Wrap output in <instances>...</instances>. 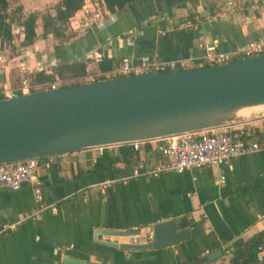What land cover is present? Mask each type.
Wrapping results in <instances>:
<instances>
[{
  "label": "crops",
  "instance_id": "0c3cea01",
  "mask_svg": "<svg viewBox=\"0 0 264 264\" xmlns=\"http://www.w3.org/2000/svg\"><path fill=\"white\" fill-rule=\"evenodd\" d=\"M56 1L9 0V7L21 4L27 12ZM224 1L130 0L116 12L105 10L93 26L83 28L85 10H97L96 0H85L71 16L76 34L68 40H55L50 34L43 37L38 26L35 41L21 46L22 35L13 32L5 50L8 55L0 61V87L18 86L23 76L29 78L55 60L83 58L85 72L75 77H84L100 69L102 51L118 59L128 55L135 60H198L205 44L229 50L264 35V2L235 7L224 18L220 15ZM200 5L202 14L214 16L200 29L165 27L167 20L157 19H182ZM15 24L19 23H13V30ZM248 123L256 132L264 130V116ZM137 154L149 165L162 160L150 144ZM131 166L118 144L53 153L52 160L40 164L36 173L44 201L54 203L55 209L1 232L0 264H66L62 261L65 254L100 264H196L205 258L206 249L211 252L223 245L232 249L264 229V148L200 168L118 178L128 175ZM221 175L224 178L219 180ZM106 178L115 180L103 189L90 187ZM34 206L29 183L17 189L0 186V225L19 219ZM175 217L181 218L180 226L189 228V235L175 244L122 249L93 241V231L101 227L129 229ZM96 237L118 242L129 239L103 233ZM207 264L226 261L220 255ZM249 264L261 263L253 258Z\"/></svg>",
  "mask_w": 264,
  "mask_h": 264
},
{
  "label": "water",
  "instance_id": "95a60500",
  "mask_svg": "<svg viewBox=\"0 0 264 264\" xmlns=\"http://www.w3.org/2000/svg\"><path fill=\"white\" fill-rule=\"evenodd\" d=\"M264 53L219 64L102 77L0 97V162L92 146L121 144L264 115ZM180 217L155 222L148 242L99 239L137 228H98L93 241L122 249L157 248L189 235ZM217 248L196 264L220 257ZM66 264H100L65 254Z\"/></svg>",
  "mask_w": 264,
  "mask_h": 264
},
{
  "label": "built area",
  "instance_id": "2783aa9c",
  "mask_svg": "<svg viewBox=\"0 0 264 264\" xmlns=\"http://www.w3.org/2000/svg\"><path fill=\"white\" fill-rule=\"evenodd\" d=\"M260 2H264V0H225L224 10L220 12V15L225 18L233 12L235 7H243L246 4L257 5ZM201 10L202 7L200 5L196 7L193 16H186L182 19L160 16L157 19H166L167 25L165 27L200 29L205 21L214 18L213 15L202 14ZM101 16L102 14L98 8L97 10L87 8L82 16V27L88 28L93 26ZM13 32L23 36V26L20 23L15 24L14 30L12 28V33ZM9 47L10 43L6 41L1 42L0 61H3L8 55L5 50ZM261 53H264V35L249 39L243 45L229 50H220L213 43L205 44L204 53L198 60L188 58L156 60L147 57L135 60L128 55H122L118 62L111 68L105 70L96 69L92 72L89 71L84 77L86 80H93L95 78L131 75L149 71L185 69L201 66L204 63H209L211 65L219 64L236 58ZM53 62L54 61L50 64ZM64 79L66 78L55 77L48 81L31 82L27 76H23L18 86L0 87V97L12 96L40 88L58 87L61 86ZM255 118L154 138L136 139L124 142L132 146L135 154L130 173L118 178L125 179L135 176L147 177L158 175L161 171L165 170L183 171L185 169L200 168L202 166L220 163L234 156L263 149L264 130L262 132H256L248 123L249 120ZM148 144L152 145L162 156V160L154 165L147 164L137 154L139 149L145 148ZM52 156L53 153L39 156H27L0 162V186L17 189L23 183H29L35 201V206L26 211L19 219L2 223L0 225V233L6 230L16 229L24 219H32L33 221L38 220L42 212L46 209H55L54 203H47L44 201L41 183L36 173L38 166L40 164H48L52 160ZM223 178L224 175H221L219 180ZM114 180L115 179L112 178H106L90 184V187L93 189H103L110 186ZM153 225L154 222H148L144 225L134 227L137 228L138 231L127 236L129 237L128 242L139 243L151 241L154 236ZM222 249L223 253L221 255H223L226 264H247L242 260L233 259L230 248L223 245ZM206 253H209L208 249L205 250V254ZM255 258L258 262L264 264V235L256 246Z\"/></svg>",
  "mask_w": 264,
  "mask_h": 264
},
{
  "label": "trees",
  "instance_id": "16d2710c",
  "mask_svg": "<svg viewBox=\"0 0 264 264\" xmlns=\"http://www.w3.org/2000/svg\"><path fill=\"white\" fill-rule=\"evenodd\" d=\"M130 0H96V5L101 14L102 12H116L122 9ZM85 0H57L51 6L42 10H31L24 12L21 4L9 7V0H0V44L2 41L12 42V25L15 22L23 26V36L19 40L21 46L32 44L38 37L36 28L40 26L41 34L45 37L51 34L58 40H68L76 34L71 22V16L83 6ZM194 14H189L193 16ZM118 58L108 55L102 51L101 58L98 61V67L101 70L109 69L118 62ZM211 65L204 63L201 66ZM85 72V61L83 58H72L70 60H55L52 64L41 67L30 73L31 82H42L52 80L55 77L66 78L81 75ZM96 79V78H95ZM62 83L61 86L79 83ZM119 151L127 162H133L135 151L128 143H121ZM264 229L254 234L245 242L231 249L233 259L242 260L249 264L251 259H256V246L262 240Z\"/></svg>",
  "mask_w": 264,
  "mask_h": 264
},
{
  "label": "rangeland",
  "instance_id": "374dc122",
  "mask_svg": "<svg viewBox=\"0 0 264 264\" xmlns=\"http://www.w3.org/2000/svg\"><path fill=\"white\" fill-rule=\"evenodd\" d=\"M40 32L39 33H41V29L39 30ZM51 35V34H50ZM47 36V35H46ZM51 37H53V39H55V40H58L57 38H55L54 36H52L51 35ZM94 78H95V76H94ZM86 81V78L85 77H75V76H73V77H70L69 79H64V81L62 82V83H66V82H68V83H72V82H74V81ZM252 111H255V110H251L248 114L250 115V113H252ZM244 112V111H243ZM243 115H248V114H244V113H242Z\"/></svg>",
  "mask_w": 264,
  "mask_h": 264
},
{
  "label": "bare ground",
  "instance_id": "6f19581e",
  "mask_svg": "<svg viewBox=\"0 0 264 264\" xmlns=\"http://www.w3.org/2000/svg\"><path fill=\"white\" fill-rule=\"evenodd\" d=\"M262 108H264V104H256L254 106L241 108L238 111H240V113L248 114L251 110L262 109Z\"/></svg>",
  "mask_w": 264,
  "mask_h": 264
}]
</instances>
